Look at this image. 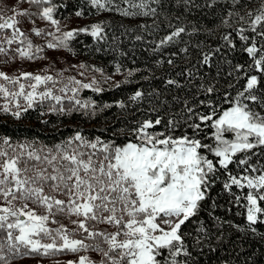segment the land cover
<instances>
[{"label":"snow or ice","instance_id":"6c2138e0","mask_svg":"<svg viewBox=\"0 0 264 264\" xmlns=\"http://www.w3.org/2000/svg\"><path fill=\"white\" fill-rule=\"evenodd\" d=\"M22 2L41 6L40 10L30 13L13 8L11 16H5L0 10V32L12 30L11 36L5 34L0 40L8 45L26 42L25 47H17L15 51L22 58L32 59L42 49L36 46L33 51L32 42L17 27L20 22L17 16L36 15L56 26L57 31L60 22L54 18L52 0ZM87 2L97 12L115 11L125 17H155L157 8L152 5L161 4V0ZM182 2L187 7L196 6L194 0ZM214 2L205 0V6L213 7ZM238 2L233 0V3ZM75 15L82 17L83 11L78 10ZM228 15L231 17L233 13ZM236 15L243 22L235 29L241 42L239 47L232 34L227 33L221 37L222 46L201 52L198 61L201 67L211 68L213 56L226 51L246 54L249 58L236 64L227 61L231 65L228 76L233 78L229 88L235 94L225 91L222 102L214 101L212 94L218 89L212 82L215 77H209L198 86L204 99L195 104L185 100L180 113L170 115L166 123L158 116L154 121L145 119L131 129L121 130L126 135L125 143L119 144L115 139L105 141L100 137L88 140L77 132L72 139L56 145L45 155H41L42 150L24 144L13 148L12 154L0 149V232L4 233L0 236V264H12L17 258H48L81 252L98 253L100 260L78 255V259L69 260L67 264H197L184 240L182 226L198 215L201 202L208 198L212 187L220 180L221 170L227 174L223 190L234 197L235 203L246 202L242 206L246 210L249 229L255 233V225L264 224V207L260 204L264 201V165L257 167L250 163L252 156L259 155L255 150L264 149V88L261 87L264 78V5L256 12ZM222 24L230 27L227 19ZM32 31L37 36L44 34L42 29ZM79 32L103 38L102 26L93 24L64 32L62 38L48 33L56 43L48 42L47 47H66V41ZM185 32V27L175 28L154 51ZM182 51L187 52V48ZM0 53L7 54L2 44ZM167 63L171 65L173 60L169 59ZM185 74L192 77L193 72L177 73ZM219 75L217 71L216 76ZM21 78L30 81L31 91H25ZM0 79L19 84L18 91H10L0 84V94L16 101V117L20 115L21 96L27 101V107H32L37 98L61 100L50 90L36 91L41 84L52 80L51 76L25 72L17 78L0 71ZM166 83L183 87L175 79H167ZM90 86L82 85L84 88ZM143 95L138 90L130 99L138 101ZM76 103L79 105L80 101ZM225 104L227 107L223 106ZM119 107L124 108V103L121 102ZM8 110L5 105L4 111ZM161 124H164V131H155ZM179 129L183 131L177 136L175 133ZM205 129L212 131L208 133ZM3 143L11 147L7 139ZM238 155L242 158H237ZM231 164L242 169V173L232 174L229 171ZM233 186L249 191L246 195H237L231 191ZM36 208H43L44 214H38ZM58 215L75 217L71 219L74 227L69 229L60 223L56 219ZM51 224L57 227H50ZM99 225H106L113 231ZM198 231L206 235L203 227ZM195 243L201 245L202 239L197 237ZM54 264L60 262L57 260Z\"/></svg>","mask_w":264,"mask_h":264},{"label":"trees","instance_id":"16d2710c","mask_svg":"<svg viewBox=\"0 0 264 264\" xmlns=\"http://www.w3.org/2000/svg\"><path fill=\"white\" fill-rule=\"evenodd\" d=\"M24 3L26 6H22ZM52 4L55 5L54 18L58 21L82 10L83 17L92 16L96 19L93 24L102 26V39L79 32L66 41V47H62L69 56L80 57L86 64L95 67L93 74L98 80L88 84L91 85L89 88L82 87L87 83L80 84L76 94L64 99L61 104L36 102L32 107H26V111L25 108L21 109L19 117L14 115L17 110L5 112L0 107V138L55 147L65 144L79 132L88 140L100 137L105 141L115 139L122 144L127 141L125 132L121 130L131 129L138 121L145 119L154 121L158 116L163 117L166 123L170 115L180 113L185 100L195 104L197 100L204 99L198 86L209 77H215L212 82L218 89L212 94L214 101L222 102L225 91L235 94L229 88L233 78L228 76L231 65L227 61L236 64L249 58L246 54L226 51L214 55L212 67L209 68L198 64L201 52H210L222 46L221 37L227 33L232 34L239 47L241 42L235 29L243 22L239 21L236 14L244 16L249 11L256 12L264 5V0H239L238 3H233V0H215L213 7H206L205 0H194V7L185 6L182 0H161L160 5H152L157 8L155 17H125L115 11L97 12L87 0H52ZM40 7L22 0H0V10L5 16H10L8 14L13 13V8L36 13ZM230 12L233 13L231 17L228 15ZM225 19L229 21L230 27L222 24ZM177 27H185L186 32L154 51L159 42ZM194 28L198 31L194 32ZM62 36L60 34L57 37ZM137 36L141 39L137 40ZM52 42L56 43L55 39ZM184 48H187V52L182 51ZM169 59L173 60V64L167 63ZM187 70L193 72L192 77L177 75ZM130 71L131 76L128 75ZM217 71L220 72L219 76H216ZM109 75L116 78L106 81ZM167 79H175L183 87L169 86ZM261 87L264 88V78ZM138 90L144 93L143 97L132 101L130 97ZM77 100L80 101L79 105ZM121 102L124 108L119 107ZM85 104L87 108L82 107ZM223 106L227 107L226 104ZM154 130L164 131V124L156 126ZM182 131L177 130L175 135L179 136ZM205 131L210 133L212 130ZM255 151L259 155L252 156L250 163L260 167L264 165V149ZM237 158L242 157L238 155ZM229 171L234 175L242 173V169L235 164L229 165ZM219 175L220 180L212 187L208 198L201 202L198 215L182 226L184 240L193 252L194 261L197 264H264V224L255 225V233L249 229L246 210L242 206L246 202L235 203L234 197L223 190L227 174L221 170ZM231 191L243 196L249 190L233 186ZM260 204L264 207V201ZM98 227L113 231L106 225ZM201 227L206 230V235L198 231ZM3 235L0 232V236ZM197 237L202 239L201 245L195 243ZM85 253L94 261L100 260L98 253ZM77 255L64 253L48 258H17L12 263L38 264L57 258H75Z\"/></svg>","mask_w":264,"mask_h":264},{"label":"rangeland","instance_id":"374dc122","mask_svg":"<svg viewBox=\"0 0 264 264\" xmlns=\"http://www.w3.org/2000/svg\"><path fill=\"white\" fill-rule=\"evenodd\" d=\"M22 6H26V3L22 4ZM5 15V14H4ZM8 15H13V13H9ZM17 19L20 21L17 27L20 28L21 31L24 32L27 40H30L34 46L33 51H35V47L39 46L42 51L35 53L32 59L22 58L15 51L17 47H25V44H20L19 41L14 42L12 45H8L3 43L0 40V44L7 50V54L0 53V71L5 72L10 77L20 78L22 73H31L32 75H41V76H51L52 80L48 81L46 84H41L37 88V93L44 91H51L53 96L61 97L59 101L60 104L66 98L72 97L76 94V91L79 89L80 84L87 83L92 84L97 81L98 78L94 75L95 67L89 66L86 64L82 58L80 57H72L69 56L68 53L62 48L63 46H59L54 49H49L47 47L48 42L54 41V37L52 35H48V33H54L55 37L64 32L72 31L74 29H78V27L85 28L93 25L96 19L94 17H77L75 13L71 14L65 20H60L59 22V31L56 30V26L52 25L50 22L40 19L38 16H34L33 18L25 17V16H17ZM42 29L43 35L37 36L32 29ZM12 30H6L4 32H0V37H3L5 34L11 36ZM56 41V40H55ZM54 43V42H53ZM116 77L114 75H109V77L105 78L106 81H113ZM34 83V81H31ZM79 82V83H76ZM20 83L25 85V91H31L32 89L28 87L30 81L20 79ZM0 84H4L10 91H18L19 84L13 85L0 79ZM61 89H65L61 91ZM46 101H52L56 103L57 101L54 99H44L40 100L37 98L36 101L33 102H41L44 103ZM20 109H24L27 107V101L21 96L19 97ZM32 104V105H33ZM8 105V109L16 108V101L11 97L5 98L2 94H0V107L4 109V106ZM6 138H0V149H6L9 154H12L13 148H17L18 145H29L35 149L42 150L41 155L47 154L48 150H54L55 147H44L36 143H31L29 141H9V145H5L3 140ZM23 166V165H21ZM47 191V189H46ZM60 199H65L64 196H60ZM30 207H35V205H30ZM38 214L43 215V208H36ZM60 223L66 225L69 229H72L74 226L71 224V219H76L75 217H65L62 215H58L56 217ZM50 227H57L55 224L49 225ZM78 255H88L85 252H81ZM78 255L75 258L70 259H58L60 264H67L69 260L78 259ZM57 261L51 260L46 261L45 263L38 264H54ZM13 264V263H12ZM22 264V263H15ZM25 264V263H23Z\"/></svg>","mask_w":264,"mask_h":264}]
</instances>
